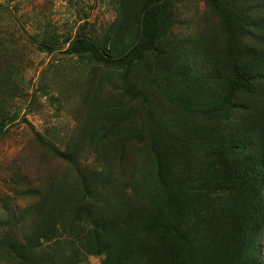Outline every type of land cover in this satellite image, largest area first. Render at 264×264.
<instances>
[{
  "label": "trees",
  "instance_id": "1",
  "mask_svg": "<svg viewBox=\"0 0 264 264\" xmlns=\"http://www.w3.org/2000/svg\"><path fill=\"white\" fill-rule=\"evenodd\" d=\"M125 1L135 5L137 13L133 15L125 4L122 24L115 22L103 45L77 37L67 52L86 53L98 67H134L140 59L151 57L161 70L156 79L163 88L156 89L149 79L141 82L135 75L125 80L127 95L140 101L142 112L119 116L113 110L108 119L94 124L110 129L117 142L144 137V148L151 155L145 162L154 169L149 177L140 174L143 196L137 197V203L127 198L117 201L108 193V174L99 180L81 172L65 199L60 188H30V204L14 216L31 222L25 243L13 247L18 256L15 264L27 260L29 264H76L77 249L83 250L79 254L101 257V264H264V0H209L207 5L219 22L202 31L188 45V53L178 45L186 42L171 43L177 45L171 51L165 39L171 0ZM131 20L136 21L135 28L124 25ZM122 39L129 45L116 59L107 58L106 49H116ZM176 53L187 57L167 58ZM203 70L210 76L204 80L209 86L202 90L212 100L206 96L199 104L187 103L181 85ZM153 96L173 108L172 117L165 120L151 111ZM4 125L1 120L0 134ZM119 146L122 152L125 143ZM53 150L75 163L65 152ZM77 170L81 171L78 164ZM124 178L118 172L115 180ZM211 196L226 199L227 209H222L217 223L201 215L204 198ZM83 216L89 222L86 231L80 221ZM62 230L68 233L67 244L73 243L68 237L77 232L73 236H79L80 244L74 254L57 251L38 258L35 248L41 239ZM208 232L219 237L216 246L207 254L194 253L195 242L205 240ZM261 233L263 250L258 257ZM234 239L242 240L241 244L235 246Z\"/></svg>",
  "mask_w": 264,
  "mask_h": 264
},
{
  "label": "rangeland",
  "instance_id": "2",
  "mask_svg": "<svg viewBox=\"0 0 264 264\" xmlns=\"http://www.w3.org/2000/svg\"><path fill=\"white\" fill-rule=\"evenodd\" d=\"M208 2L171 0L166 41L170 44L186 42V45H178L188 53V45L193 44L202 31L219 22ZM124 5L136 15L137 7L125 0H0V121L5 124L0 134V264H15L18 256L13 247L25 243V236L29 235L31 222L25 216H14L30 204L27 192L30 188H60V197L65 199L81 172L99 180L108 174V193L117 201L127 198L137 203V197L143 196L140 174L149 177L154 169L145 162L151 155L144 148V137L117 142L110 129L94 124L101 118L108 119L113 110H118L119 116L126 111L142 112L140 101L127 95L125 80L135 75L141 82L149 79L156 89L163 88L164 82L159 85L156 79L161 70L154 67L151 57L140 59L134 67L127 64L98 67L86 53L78 56L67 52L77 37L90 38L103 45L115 22L122 24ZM124 25L135 28L137 23L131 20ZM131 37L128 39L132 43ZM129 40L122 39L116 49H106L105 56L116 59L129 45ZM175 46L171 44L169 50L173 51ZM175 56L186 55L176 53L167 58ZM92 66L99 70L91 69ZM204 71L182 83L187 103L199 104L207 96L202 89L209 86L204 85L209 74L205 76ZM145 85L148 86L143 83ZM190 97L192 100H188ZM207 100L211 101L212 97L207 96ZM151 104L152 112L165 120L172 117L173 108L164 99L153 96ZM121 143H125L122 152ZM53 147L73 157L75 163L61 159ZM77 164L81 168L79 172ZM118 172L126 178L115 180ZM26 193L29 195L25 197ZM225 201V198L205 197L201 215L213 217V223L219 222L222 209H227ZM80 221L86 231L88 220L83 216ZM76 233L68 237L73 239L72 244L64 241L68 236L64 230L56 231L55 236L43 237L40 246L35 248L37 257L43 259L48 252L57 251L73 255L80 244L79 236H73ZM204 239L195 242L194 253L207 254L219 237L208 232ZM241 242L233 240L235 246ZM262 245L263 233L258 238V257L262 256ZM79 251L83 250L77 249L76 264H101V257L85 252L79 254ZM29 263L28 260L17 262Z\"/></svg>",
  "mask_w": 264,
  "mask_h": 264
}]
</instances>
